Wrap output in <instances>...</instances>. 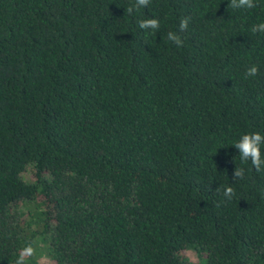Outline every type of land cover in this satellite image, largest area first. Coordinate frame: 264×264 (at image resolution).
<instances>
[{
  "label": "trees",
  "instance_id": "16d2710c",
  "mask_svg": "<svg viewBox=\"0 0 264 264\" xmlns=\"http://www.w3.org/2000/svg\"><path fill=\"white\" fill-rule=\"evenodd\" d=\"M134 3L0 0V264H264V0Z\"/></svg>",
  "mask_w": 264,
  "mask_h": 264
},
{
  "label": "clouds",
  "instance_id": "9594fccd",
  "mask_svg": "<svg viewBox=\"0 0 264 264\" xmlns=\"http://www.w3.org/2000/svg\"><path fill=\"white\" fill-rule=\"evenodd\" d=\"M150 0H135V3L125 9L126 13L131 15L141 7H147ZM229 8L232 9H252L256 7L255 0H230ZM190 17L181 19L179 24V31L184 32L187 30ZM139 28L142 30H151L153 33L158 31L160 27V21L155 18H148L138 21ZM251 31L253 33H264V23L253 25ZM167 39L174 43L176 46H183L181 36L177 32H168ZM259 69L257 66L252 65L246 72V77H255L258 75ZM264 145V135L259 132L244 134L240 137L239 141L235 143L234 147L239 151V157L242 162H251V165L256 171H260L264 166V157H262L261 146ZM245 170L243 168L235 167L232 173V182L235 183L237 180L243 179ZM216 191H220L219 188ZM234 189L232 186H228L223 189V196L227 201H231L234 197ZM34 243V242H33ZM33 243L27 244L23 247L16 259V264H26V262L35 256L36 249L33 247Z\"/></svg>",
  "mask_w": 264,
  "mask_h": 264
},
{
  "label": "rangeland",
  "instance_id": "374dc122",
  "mask_svg": "<svg viewBox=\"0 0 264 264\" xmlns=\"http://www.w3.org/2000/svg\"><path fill=\"white\" fill-rule=\"evenodd\" d=\"M184 254L187 257L189 264H198V258L194 251L187 250L184 252ZM37 255L39 256L38 264H53L43 251V246L41 243L38 245Z\"/></svg>",
  "mask_w": 264,
  "mask_h": 264
}]
</instances>
